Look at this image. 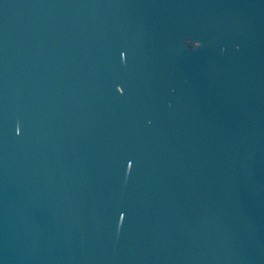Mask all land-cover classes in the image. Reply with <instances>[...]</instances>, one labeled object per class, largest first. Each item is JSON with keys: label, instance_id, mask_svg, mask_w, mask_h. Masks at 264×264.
Wrapping results in <instances>:
<instances>
[{"label": "water", "instance_id": "95a60500", "mask_svg": "<svg viewBox=\"0 0 264 264\" xmlns=\"http://www.w3.org/2000/svg\"><path fill=\"white\" fill-rule=\"evenodd\" d=\"M0 264H264V0H0Z\"/></svg>", "mask_w": 264, "mask_h": 264}, {"label": "clouds", "instance_id": "9594fccd", "mask_svg": "<svg viewBox=\"0 0 264 264\" xmlns=\"http://www.w3.org/2000/svg\"><path fill=\"white\" fill-rule=\"evenodd\" d=\"M189 51H191V50H189Z\"/></svg>", "mask_w": 264, "mask_h": 264}]
</instances>
